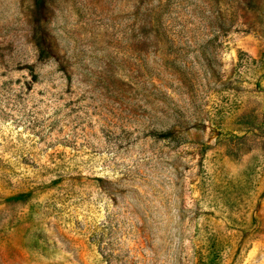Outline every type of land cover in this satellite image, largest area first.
<instances>
[{
    "label": "rangeland",
    "instance_id": "1",
    "mask_svg": "<svg viewBox=\"0 0 264 264\" xmlns=\"http://www.w3.org/2000/svg\"><path fill=\"white\" fill-rule=\"evenodd\" d=\"M0 264H264V0H0Z\"/></svg>",
    "mask_w": 264,
    "mask_h": 264
},
{
    "label": "trees",
    "instance_id": "2",
    "mask_svg": "<svg viewBox=\"0 0 264 264\" xmlns=\"http://www.w3.org/2000/svg\"><path fill=\"white\" fill-rule=\"evenodd\" d=\"M39 50H40V56L44 57V54H45L44 49L42 47H39Z\"/></svg>",
    "mask_w": 264,
    "mask_h": 264
}]
</instances>
